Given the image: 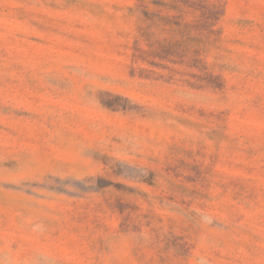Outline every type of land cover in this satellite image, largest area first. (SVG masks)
<instances>
[{"label":"rangeland","instance_id":"rangeland-1","mask_svg":"<svg viewBox=\"0 0 264 264\" xmlns=\"http://www.w3.org/2000/svg\"><path fill=\"white\" fill-rule=\"evenodd\" d=\"M0 264H264V0H0Z\"/></svg>","mask_w":264,"mask_h":264}]
</instances>
